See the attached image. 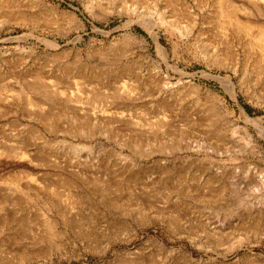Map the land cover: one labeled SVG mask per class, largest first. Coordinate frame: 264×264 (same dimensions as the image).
Here are the masks:
<instances>
[{"label": "rangeland", "instance_id": "1", "mask_svg": "<svg viewBox=\"0 0 264 264\" xmlns=\"http://www.w3.org/2000/svg\"><path fill=\"white\" fill-rule=\"evenodd\" d=\"M220 1L0 0V264H264V0Z\"/></svg>", "mask_w": 264, "mask_h": 264}, {"label": "bare ground", "instance_id": "2", "mask_svg": "<svg viewBox=\"0 0 264 264\" xmlns=\"http://www.w3.org/2000/svg\"><path fill=\"white\" fill-rule=\"evenodd\" d=\"M7 3V2H6ZM234 1L233 0H221L220 1V12H221V17L224 18L225 16L226 17H229V18H225L226 20H232V17H234ZM239 22H242L241 20L238 19V21H236V25L242 29V31H245L250 37H251V44L254 46H257V48L259 49H264V25L262 24H257V23H254V22H251V21H243L242 24H240ZM149 26V25H148ZM256 28V29H255ZM264 51V50H263ZM222 79L224 80L225 84L230 87L229 90H232L233 89L231 88L232 86V80L231 78L229 77H225ZM223 82V83H224ZM33 86V85H32ZM35 86V85H34ZM122 86V85H121ZM226 86V87H227ZM233 87V86H232ZM120 88V87H119ZM117 90V88H116ZM123 90V89H122ZM118 92V91H117ZM95 93V92H94ZM116 93V92H115ZM120 93V92H119ZM117 94V93H116ZM122 94V93H121ZM120 94V95H121ZM101 95V94H100ZM99 95V96H100ZM118 96V95H117ZM115 97V96H113ZM97 98V97H95ZM242 111V114L245 116V119L247 122L249 123H252L254 124L258 130H260L262 133H263V136H264V125L260 123V120L259 118H252L250 117L247 112L243 109H241ZM156 124V123H155ZM160 124V123H158ZM3 152V151H2ZM20 152V151H19ZM23 153V152H22ZM28 154V153H27ZM31 155V154H30ZM77 172V171H76ZM255 172H257L258 176L260 177H264V171H262L261 169H255ZM81 174V173H80ZM79 175V174H77ZM81 176V175H80ZM259 179V178H257ZM69 182H72L73 183V180L72 181H69ZM262 182V181H261ZM75 183V182H74ZM70 185H74V184H70ZM1 188V187H0ZM2 191L0 189V196L2 195ZM4 195V194H3ZM264 204V203H263ZM252 208V207H251ZM253 209V208H252ZM8 212V211H7ZM10 212V210H9ZM13 213V212H12ZM11 213V214H12ZM10 214V213H9ZM10 216V215H9ZM16 218V217H15ZM13 221V220H12ZM19 221V220H18ZM26 221V220H25ZM6 222V221H5ZM17 222V221H15ZM26 224V223H24ZM20 226V225H19ZM21 231V230H20ZM41 235V234H40ZM60 236V235H59ZM63 237V236H62ZM38 249V248H37Z\"/></svg>", "mask_w": 264, "mask_h": 264}]
</instances>
